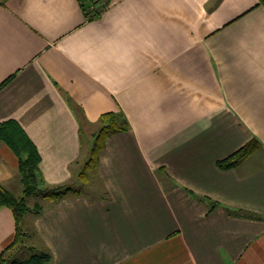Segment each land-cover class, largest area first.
<instances>
[{
    "label": "crops",
    "instance_id": "obj_1",
    "mask_svg": "<svg viewBox=\"0 0 264 264\" xmlns=\"http://www.w3.org/2000/svg\"><path fill=\"white\" fill-rule=\"evenodd\" d=\"M105 1L89 20L80 0H0V124L22 128L48 185L77 181L102 114L121 111L130 123L107 138L88 187L96 191L35 198L42 211L25 217L28 240L5 256L264 264V9L258 0ZM253 139L260 147L245 161L217 167ZM0 186L22 196L18 158L1 139ZM14 237L13 212L0 206V255Z\"/></svg>",
    "mask_w": 264,
    "mask_h": 264
},
{
    "label": "trees",
    "instance_id": "obj_2",
    "mask_svg": "<svg viewBox=\"0 0 264 264\" xmlns=\"http://www.w3.org/2000/svg\"><path fill=\"white\" fill-rule=\"evenodd\" d=\"M80 2L89 20L98 18L106 8L105 0H80ZM83 2H86V4ZM258 6L264 9V0H258ZM129 130L130 123L123 112H107L102 114L96 122V131L91 135L88 158L78 175L77 181L74 184L50 186L45 182L40 173L39 164L41 158L38 150L22 128L14 121L0 124V139L18 158V169L22 185L21 197L13 196L0 186V206L11 209L15 219L14 241L0 255V264H45L52 259L51 254L46 252L34 254L26 260L10 259L5 256L7 251L13 250L16 247H23L28 240L29 234L24 227L27 214L33 212L38 215L42 211L41 206L36 205L35 208H30L28 205L29 200L31 198H40L57 203L70 195L84 193L83 187H89L96 180H99L96 177L98 175L99 155L105 148L107 138ZM259 147L260 142L257 139H253L229 157L218 161L217 167L223 171L234 169L258 150ZM190 194L193 198L207 203L210 206V211L218 206L217 203L208 198L193 193ZM229 213L232 215L253 216L239 210H229Z\"/></svg>",
    "mask_w": 264,
    "mask_h": 264
},
{
    "label": "rangeland",
    "instance_id": "obj_3",
    "mask_svg": "<svg viewBox=\"0 0 264 264\" xmlns=\"http://www.w3.org/2000/svg\"><path fill=\"white\" fill-rule=\"evenodd\" d=\"M96 177H98V175L96 176ZM84 188V192H89V191H93V192H95L96 190H90L88 187H83ZM35 201H36V199L35 198H31L30 200H29V202H28V205L29 206H32L33 207V204L35 203ZM37 206H40V204L38 203V204H36ZM35 205V206H36ZM35 206H34V208H35ZM25 250V249H24ZM23 250V251H24ZM28 254V252L27 251H25L24 252V256H26V257H28L29 255H27Z\"/></svg>",
    "mask_w": 264,
    "mask_h": 264
},
{
    "label": "built area",
    "instance_id": "obj_4",
    "mask_svg": "<svg viewBox=\"0 0 264 264\" xmlns=\"http://www.w3.org/2000/svg\"><path fill=\"white\" fill-rule=\"evenodd\" d=\"M85 1V0H84ZM84 4H86V2H83Z\"/></svg>",
    "mask_w": 264,
    "mask_h": 264
}]
</instances>
